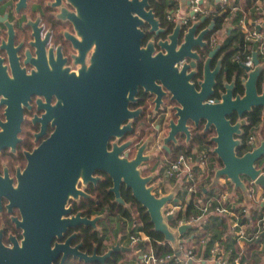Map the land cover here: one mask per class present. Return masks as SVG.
Returning <instances> with one entry per match:
<instances>
[{
  "label": "water",
  "instance_id": "95a60500",
  "mask_svg": "<svg viewBox=\"0 0 264 264\" xmlns=\"http://www.w3.org/2000/svg\"><path fill=\"white\" fill-rule=\"evenodd\" d=\"M151 0H74L78 16L74 20L77 30L84 29V38L91 36L93 42L100 41L101 49L96 51L92 59L101 61V68L96 71L91 69L87 82V90L77 83L73 89L72 98H62V118L58 123L57 133L43 146L28 156L26 170L18 175V185L14 188L13 199L0 190V197L4 196L11 201L8 206L19 208L22 221L16 220L22 229L23 240L19 245L14 242V249L8 250L0 245V264H53L60 256L61 264L69 257L78 258L80 261L98 262L104 264L105 260L113 253L108 250L105 255L99 256L96 252L89 256L79 251L80 246L68 247L69 240L64 245L56 244L51 247V241L61 238L68 227L92 225L98 221L96 218L89 221L82 219L80 214L76 218L63 219L68 213L65 211L68 196L78 195L85 197L76 190L78 179L86 183L91 179L90 174L95 170L107 173L114 185L110 190L114 193L119 204L126 205L123 198L119 197L120 185L124 184L131 195L141 204L150 216L154 232L163 235L164 241L169 243L176 251L178 235L184 233L186 226L178 228V232L171 230L169 222L172 217H164L162 208L165 204L178 201L175 197L177 187L162 197L153 194V187L149 185L152 176L143 177L140 166L148 161L144 156L145 145L138 149L135 158L130 161L126 157H119L130 143L119 148L114 146L112 152L107 151V141L111 137L120 139L130 130L131 124L121 127V123L132 118L135 114L129 113L127 103L134 100L138 87L155 96L156 107L161 102V97L166 95L163 88L171 96L170 102H175L176 123L171 121V131L165 140H174L176 132L187 131V122L198 125L206 123L205 131L210 126L214 127L215 137L211 138L215 147L213 154L222 162L223 166L215 170L210 187L218 184L221 178H226L233 186L234 191H239L247 198V190L243 177L254 181L255 186L264 190V174L258 168L259 162L264 158V141L257 144L251 143V150L241 157L236 155V150L242 146L239 139L242 128L245 126L243 117L254 108H264V89L258 90V81L264 72V63H260L258 54L252 55L253 68L240 64L239 68L245 73L241 81L244 88L243 97L234 96V82L226 84L225 93L213 104H207L209 96L216 87L215 78L219 73L218 66L214 71L204 67L203 79L198 82L197 88L190 82L196 71L194 63L183 64L180 69L177 64L185 59L197 58L191 51L194 44L200 45L205 33L194 37L196 28L201 22L193 24L184 38V43L175 50L177 37L181 29L178 22L169 42L159 43L164 47L166 54H158L152 58L153 45L147 49H140L142 33L138 29L147 21L150 32L157 29L158 22L149 8ZM179 3L177 12H185L191 5L189 0H175ZM205 0H201L199 6ZM211 3L220 5L221 0H212ZM191 14L192 11H190ZM264 26V23L261 27ZM257 27V29H261ZM214 28L211 23L209 30ZM218 48L216 49V52ZM190 71V72H189ZM98 73V74H97ZM80 79V78H79ZM157 82L160 84L158 85ZM84 84V83H83ZM95 94L90 93L91 90ZM88 91V93H87ZM98 91V93H97ZM69 110H72L71 112ZM236 115L238 121L232 123L230 116ZM17 118V116H16ZM19 118V117H18ZM188 139V137H187ZM15 140L6 141L3 133L0 134V150L14 146ZM95 227V226H94ZM119 248V243L116 244ZM130 251L131 249H124Z\"/></svg>",
  "mask_w": 264,
  "mask_h": 264
},
{
  "label": "flooded vegetation",
  "instance_id": "af4514ba",
  "mask_svg": "<svg viewBox=\"0 0 264 264\" xmlns=\"http://www.w3.org/2000/svg\"><path fill=\"white\" fill-rule=\"evenodd\" d=\"M206 1L212 0H205L201 8L205 7ZM179 5L175 0L149 2L146 11L153 12L158 25L152 33L145 20L143 25L138 27L142 33L140 49H147V46L152 44V58L159 53L165 55V49L159 43L169 42V37L180 22V34L174 46L177 50L184 43L189 28L201 22L196 28L194 37L205 34L200 45L194 44L191 47L197 58L185 59L176 65L177 68L180 69L185 63L189 65L191 61L194 63L190 71L196 73L190 82L197 90V84L203 79L204 67L207 63L211 71L217 66L220 68L215 78L214 93L209 96L207 104L220 100V96L226 92L224 85L233 82L234 96L243 97L244 88L241 93L236 92L240 89L238 85H241L243 78H239L236 72H231L227 68L229 51L225 50L224 43L227 35L223 38L214 36L219 26L222 29L225 26L226 19H223L225 9L223 10L219 5L221 11L215 14L217 4H214L215 8L210 12L191 14L190 5L187 11L183 13L179 11V13L177 12ZM76 16L78 11L74 0H0V134L3 133L4 139L10 141V144L15 140L14 146L0 150V190L3 194H7L9 199H13L14 188L18 185V175H21L29 164L28 156L57 133L63 113L58 106L61 105L62 98L66 99L67 96L72 98L73 89L80 90L77 88L79 82L87 90L90 70L95 67L98 72L101 68L102 58L99 61L96 58L95 66L92 63L96 51L101 49V43L93 42L91 36L86 35L85 38L81 36V33L84 34V29L81 27L77 30L74 23ZM212 22L214 28L209 30ZM229 33L227 31V34ZM239 60L236 57L232 61L239 67L242 64ZM157 84L160 85L158 82ZM138 88L134 100L128 101L126 106L129 113L135 115L121 123L122 128L130 123V130L120 139L111 137L107 141L108 152H112L115 145L119 148L128 142L129 146L120 155L118 154V158L126 157L127 160L132 161L138 149L145 145L143 154L148 161L143 162L140 169L143 177L152 176L153 180L149 184L151 186L164 166L182 150H189L191 146L192 149L187 151L188 154L203 149L209 152L211 150L213 153L215 144L211 138L215 137L214 127L210 126L205 131L206 123L201 121L198 125L188 121L186 132L189 135L187 136L185 132H176L174 140H169L166 145L165 140L171 131L170 122L177 121L176 111L173 108L178 105L170 102L171 96L163 88L166 95L161 97L159 107H156L155 96L146 93L141 87ZM90 93L95 94L96 91L92 89ZM230 120L236 123L238 118L233 115L230 116ZM90 178L97 180H88L84 183L83 180L78 179L76 190L86 196L69 195L64 208L68 213L63 219L76 218L77 214L89 221L99 218L95 227L80 224L68 227L61 238L55 237L51 241L50 248L55 247L56 244L64 245L69 240L68 247L80 246L79 251L89 256L95 252L103 256L112 249L113 253L105 263L114 254L121 255L127 263L128 257H132V264L139 263V256H136L133 248L127 244L133 243L128 240V233L124 235L120 233L122 226L127 231L128 221L121 212L124 213L122 207L128 208L123 196L127 195L129 190L124 184L120 185L119 197L123 198L126 205L119 204L114 193L110 191L114 182L107 173L95 170L90 174ZM9 199L0 197V245L12 250L15 241L20 245L23 240V231L16 224L17 219L22 221L23 218L18 207L8 208L11 203ZM117 243L119 248H116ZM104 244H108L107 248L104 254H99L98 245L103 249ZM87 245L93 246L86 250L84 246ZM126 248L131 249V252L124 251ZM61 258L60 256L53 264H61ZM70 258L80 261L69 256L63 264Z\"/></svg>",
  "mask_w": 264,
  "mask_h": 264
},
{
  "label": "built area",
  "instance_id": "2783aa9c",
  "mask_svg": "<svg viewBox=\"0 0 264 264\" xmlns=\"http://www.w3.org/2000/svg\"><path fill=\"white\" fill-rule=\"evenodd\" d=\"M201 0H191V6L189 11L195 14H202L212 11L208 6L201 8L199 6ZM221 7L230 5L229 0H221ZM236 8H233V11ZM255 13L264 17V0H256ZM257 24V23H256ZM250 28L247 26L245 18L239 21V28L241 32L246 35V40L257 44V53L263 57L264 62V32L257 29L261 27V24ZM262 62V63H263ZM261 63V64H262ZM243 65L253 68L252 56H247ZM252 141V139H250ZM209 151L207 149L193 151L192 153H179L176 155L174 160L169 161L163 168L160 175L157 176V180L153 184V194L156 197H162L170 194L175 187L177 191L175 197L178 199L177 202H169L162 208V214L164 217L170 216L174 220V226H170L171 230L178 232V228L186 226L188 227L184 233L178 235L176 251L171 247L172 252H159L157 253L152 246L143 247L145 244L150 243L149 237L142 231H138L135 234L130 235V241L137 247V254H139L142 264H205V259H208L207 264H228L223 256L225 249L222 244L214 243L210 250V256L205 258L206 249L205 245L207 240H192V237L183 236L189 230L194 227L198 229L203 226V223L207 219L209 214H216L220 217L226 216L229 219V235L237 240H253L258 239L261 233L264 232V198L260 199L256 204L260 206V213L256 218L255 226L249 224V220H246L251 216L248 209L247 199H252L255 195L254 181H251L248 177L243 180L247 190V198H241L235 200L227 191H224L221 195H217L214 198H209L201 193L200 189L207 188L204 183L203 175L208 169H210V159H208ZM264 174V173H262ZM214 175V174H213ZM214 177V176H213ZM203 180V182H202ZM224 184L230 186L229 181L225 178H221ZM208 189V188H207ZM205 191V190H204ZM193 202L194 204V215L185 216L184 212L187 207ZM216 204L212 207V203ZM230 206L237 211H232ZM182 213L183 216L178 217V214ZM170 221V222H171ZM169 222V223H170ZM253 229L252 236L247 237V228ZM165 242V241H164ZM198 243L197 249L193 248L195 243ZM163 245L164 243H160ZM198 251V252H197ZM231 264H240L239 259H234Z\"/></svg>",
  "mask_w": 264,
  "mask_h": 264
},
{
  "label": "trees",
  "instance_id": "16d2710c",
  "mask_svg": "<svg viewBox=\"0 0 264 264\" xmlns=\"http://www.w3.org/2000/svg\"><path fill=\"white\" fill-rule=\"evenodd\" d=\"M240 1L238 2V0L231 1V4L228 6H225L223 8V10L225 9V18L226 19L225 23H226V29H228V31L230 32L229 34H225L227 35L225 38V50L229 51V54L227 55V60H228V64H227V68H229V70L231 72H236L238 74L239 78H244L245 77V73L237 66V63L233 62V59H236V57L238 59H240L239 61L244 62V60L246 59L247 56H252L255 52H257V44L255 43H251L249 41L246 40V35L244 34V32H241L240 28H239V21L242 20L243 18L245 19H261V15L255 13V4H256V0H243V6L241 8L240 5ZM233 8H236V10L233 11ZM221 11V8L219 5H217V7L215 8V14L219 13ZM250 11H252V13H250ZM222 19V20H223ZM224 21V20H223ZM221 26L218 27V31L217 33H215V37H219L223 34V32H221L223 29L220 28ZM229 27L231 28L229 30ZM251 28V26H249ZM253 28V27H252ZM264 32V26L261 27V30ZM258 59L260 60V63L263 62V57L261 58L260 55H258ZM239 90L236 91L237 93H241L243 90V87L241 85ZM264 89V72L262 73V76L260 77L259 81H258V90L259 93L262 92V90ZM243 120L245 123V126L243 127V132H242V136L239 138L242 141V146L240 148H238L236 150V155L238 157L243 156L244 154H246V152L251 150V143L252 142H256L257 143V136H261L262 135V139H264V108H254L251 112L246 113L245 116L243 117ZM252 139V141L250 140ZM258 144V143H257ZM189 150H182L179 153H188L187 151H190L192 149V147L190 146V148H188ZM178 153V154H179ZM175 158V157H174ZM208 159H210V169H208L206 171V173L203 175V179H204V183H206L207 185L211 183L212 179H213V174L215 169L219 168L221 169L223 164L222 162L216 157L215 154L212 153V151L210 150L209 152V156ZM174 160V159H173ZM264 160V158L262 159ZM153 169V168H152ZM163 171V169H162ZM162 173V172H161ZM203 182V180H202ZM207 187V186H206ZM207 190L206 188L203 187V189H200L201 193H203V195H205L206 197L214 198L217 195H221L224 191H225V187L223 185H221L220 183L213 185L212 189L209 191H204ZM239 194V192H236ZM125 199V202L128 206L127 209H124L122 207L121 210L124 213L121 215H124L127 219V221L131 222V230L130 232H128V236L137 233L138 231H142L144 232L150 239V243L145 244L143 247H149L152 246V248L157 252H172V249L170 248V245L167 242H164V237L161 233H157L154 232L153 229V224L150 222V216L149 214L146 213L145 209L141 206L140 203H138L135 198L131 195V191L129 190L127 192V195L123 196ZM216 203L213 202L212 203V207H214ZM253 206L249 209V212L251 214L250 217H248L246 220H249V224H251L252 226H255L256 223V218L253 217V209L256 210V213H260V206H258L257 204L252 203ZM255 207V208H253ZM194 204L193 202L187 207V209L185 210V216H191L194 215L193 211L194 209ZM230 209L232 211H237V208H232L230 206ZM119 212V213H120ZM118 214V213H117ZM115 214V215H117ZM183 216L182 213L179 212L178 217ZM229 219L226 216H218L214 213L209 214L207 219L205 220V222L203 223V226L200 227L199 229L197 227L192 228L191 230H189L186 234H184L183 236L185 237H189L191 238L192 236V240L196 239L197 242L199 240H207L206 245H205V249H206V254H205V258H208L210 256V250L213 247L214 243H223L222 242V238H226L225 233L228 231L227 230V225H228ZM171 226H174V220L171 221L169 223ZM126 229H123L120 231L121 235H124V233L126 234ZM129 238V237H128ZM224 241V240H223ZM257 241V239H254L250 245H249V254L251 252V249H253L254 247L257 246V244H255ZM160 243H164L163 245H160ZM195 243L193 248H195V250L197 249L198 243ZM108 244H104V247L102 249L101 245H98V251L99 254H104L106 248H107ZM93 245H87L84 246V248L87 249H91ZM133 249L134 251H136V248L138 246L133 244ZM238 248H236L234 243H231V245H226V251L228 256V263L233 262L234 259V255L236 254ZM198 252V251H197ZM248 254V255H249ZM65 264H85L84 262L78 261L77 259H72L70 258ZM87 264H99V263H87ZM105 264H128L127 262H125V260L123 259V257L121 255H117L114 254L109 260L106 261ZM137 264V263H136ZM250 264H254V260H252L250 262Z\"/></svg>",
  "mask_w": 264,
  "mask_h": 264
},
{
  "label": "crops",
  "instance_id": "0c3cea01",
  "mask_svg": "<svg viewBox=\"0 0 264 264\" xmlns=\"http://www.w3.org/2000/svg\"><path fill=\"white\" fill-rule=\"evenodd\" d=\"M229 1H230V4H231V1H234L235 2L236 0H229ZM238 2H239V0H238ZM240 5H241V8H242V6H243V0L240 1ZM206 6L210 7L212 10H213V8H215V6L213 5V3L209 2V1H207L205 7ZM250 13H252V11H250ZM246 21H247V26L248 27L251 26V28H252L254 26V24H256V23L257 24L255 26H258V24H261V23L263 24L264 23V17H262V19H255V18H252L251 19L250 18L248 20L246 19ZM225 27H226V23H225V26L223 27L224 29L221 31V32H223L225 30V32H223V34L221 36H219V38H223V36L225 37L224 34H227L228 29H226ZM230 29L231 28L229 27V30ZM256 139H257V143L258 144L260 142L264 141V139H262V135L261 136H257ZM258 168L262 170V173H264V160H261L259 162ZM212 181H213V179H212ZM212 181H211L210 184L206 185L208 189L206 188L207 190H205V191H209L210 190ZM219 182H220V180H219ZM220 184L225 187V191H227V193L230 194V196L233 197L235 200H240L241 198H243V195L239 191H234L233 190V186L231 185L230 182H229V184H230L229 187H228L227 184H224L223 181H221ZM236 192H239V194L236 193ZM254 193H255V195L252 197V199H247L246 200L248 202L247 203L248 204V209H250L253 206L252 203L256 204L257 202H259L260 199L264 198V190L261 187L255 186ZM253 208H255V207H253ZM252 211H253V213H252L253 214V217L254 218H258V215L259 214L256 213V210L253 209ZM127 225L129 226V222H128ZM228 229H229V222H228V225H227V230ZM247 230H248L247 231V237L248 236H252V233L254 232L253 229H251V228L248 227ZM229 234L230 233H229V230H228L225 233V236H224L226 238H222V242L223 243H221L223 245V248L225 249V254L223 256V259L227 263H228V256L229 255L227 254V251H226V245H228V244L231 245V243H234L235 246H236V248H238L236 254L234 255V259H239L240 264H250V262L252 260H254V264H264V232L259 235L260 237L257 239V241H256L255 244H257L258 242L259 243L257 244L256 247H254L253 249H251L250 254H249V248H250L249 245H250V243L254 239L251 240V241H249V240H237L236 238H232L233 236L232 235H229ZM128 240H130V237L128 238ZM129 246L132 247V248L134 247L132 243H129ZM198 250H199V254H200L201 249H198ZM135 255L136 256H139V254H137V250L135 251ZM139 260H140V262L137 263V264H142L141 259H140V256H139ZM207 262H209V260L208 259H205V264H207ZM231 263H228V264H231ZM201 264H203V263H201Z\"/></svg>",
  "mask_w": 264,
  "mask_h": 264
},
{
  "label": "rangeland",
  "instance_id": "374dc122",
  "mask_svg": "<svg viewBox=\"0 0 264 264\" xmlns=\"http://www.w3.org/2000/svg\"><path fill=\"white\" fill-rule=\"evenodd\" d=\"M206 3H207V1H206ZM205 5H206V4H205ZM223 32H225V30H224ZM224 35H225V34H224ZM158 167H159V166H158ZM158 167H157V168H158ZM245 179H246V177H243V180H245ZM246 180H247V179H246ZM127 224H128V222H127ZM112 226H113V225H112ZM122 227H123V226H122ZM126 228H127V231H126L127 233L130 232V230L132 229V228H131V222H130V221H129V226L127 225ZM117 233H118V231H117ZM128 234H129V233H128ZM116 236H117V234H116ZM128 237H129V236H128ZM127 244H129V243H127ZM126 260H129L130 263L128 262V264H132V263H133V262H131V261H133L132 257H128V258H126Z\"/></svg>",
  "mask_w": 264,
  "mask_h": 264
}]
</instances>
